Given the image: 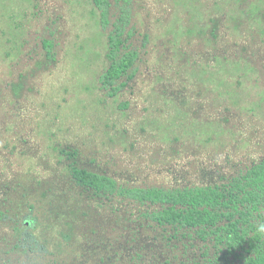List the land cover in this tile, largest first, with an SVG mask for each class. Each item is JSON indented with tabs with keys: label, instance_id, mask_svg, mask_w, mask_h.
Listing matches in <instances>:
<instances>
[{
	"label": "rangeland",
	"instance_id": "rangeland-1",
	"mask_svg": "<svg viewBox=\"0 0 264 264\" xmlns=\"http://www.w3.org/2000/svg\"><path fill=\"white\" fill-rule=\"evenodd\" d=\"M132 11L138 75L110 99L92 0H0V211L15 218L35 204L49 258L66 264H177L201 252L78 191L57 148L132 186L218 183L264 158V0H133ZM45 39L57 51L47 68ZM22 77L17 100L9 83ZM11 228L0 221V260Z\"/></svg>",
	"mask_w": 264,
	"mask_h": 264
},
{
	"label": "trees",
	"instance_id": "trees-1",
	"mask_svg": "<svg viewBox=\"0 0 264 264\" xmlns=\"http://www.w3.org/2000/svg\"><path fill=\"white\" fill-rule=\"evenodd\" d=\"M92 2L97 24L107 38V66L99 75V88L112 99L129 88L138 75L140 52L134 45L133 0ZM148 40L149 36L145 35L144 46ZM43 45L47 68L56 61L57 51L53 40L45 39ZM225 84L223 82L220 88L223 95L228 90ZM9 86L19 100L25 89L23 77ZM56 150L70 162L66 166L67 175L78 191L114 211L124 206L136 217V221L129 220L159 232L170 245L178 247L180 244L186 255L191 248L200 250L199 258L184 261L177 257L180 260L177 264H264V233L257 230L258 223L264 222V158L218 183L132 186L108 174L80 167L76 161L78 153L74 150ZM0 221L11 222L14 232L6 250L10 257L7 261L1 259L0 264H66L49 258L50 247L37 234L40 218L35 204L30 203L20 217H10L0 211ZM71 238L64 234L67 242Z\"/></svg>",
	"mask_w": 264,
	"mask_h": 264
},
{
	"label": "clouds",
	"instance_id": "clouds-1",
	"mask_svg": "<svg viewBox=\"0 0 264 264\" xmlns=\"http://www.w3.org/2000/svg\"><path fill=\"white\" fill-rule=\"evenodd\" d=\"M257 230H258V232H260V233H264V222H260V223H258V225H257Z\"/></svg>",
	"mask_w": 264,
	"mask_h": 264
}]
</instances>
